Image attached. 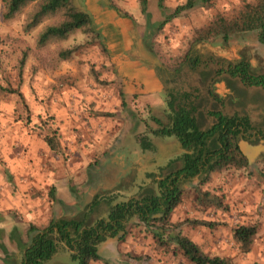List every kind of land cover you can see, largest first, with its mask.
<instances>
[{
    "label": "rangeland",
    "instance_id": "374dc122",
    "mask_svg": "<svg viewBox=\"0 0 264 264\" xmlns=\"http://www.w3.org/2000/svg\"><path fill=\"white\" fill-rule=\"evenodd\" d=\"M74 1L76 6L94 18L97 29L104 36L105 41L102 42L107 51L100 40L95 39L94 45L89 43L91 38L82 30L74 34L84 35L81 43L66 47L64 42L67 40L58 41L39 50L36 48V37L40 29L25 34V16L5 23L1 16L0 0V84L5 88L18 89L22 94L20 98L0 91V187L10 179L14 166H20L11 158L22 153L29 155L24 163L27 164L25 169H30V164H34L35 160L28 158L32 157L34 150L41 161H35L36 165L32 166L54 169L59 180L65 179L56 197L71 203L74 201V191L80 189L79 182L86 184L81 177L86 179L88 172L85 164L88 161L92 165H101V160L106 157L105 149L109 148L111 142L117 146L116 139L120 137L128 142L124 139L119 142H126L129 148H133L132 144L135 143L130 142L127 130L129 122H136L139 126L141 123L147 126V132L138 136L146 135L151 141L157 138L164 143H172L157 151L146 150L139 154L135 151L127 153L121 146V149L117 147L113 152L112 160L120 165L118 168H122V173L130 171L129 166H133L137 172L136 183H141L143 179L145 182L146 177L149 181L143 182L139 188L134 185L131 191H122L115 197L117 199L113 205L140 196L148 187L156 186V180L161 182L172 171L183 166L180 160L183 149L178 139L151 133L152 128H159L156 120L169 123V89L193 93L199 87L197 105L203 128H210L215 123L211 115L214 111L228 116H247L252 129L245 139H240V151L243 154L244 142L260 150L250 157L243 154L248 162L244 166L228 167L211 174L207 180L205 176L181 178L178 182L182 190L181 202L165 224L155 222L147 226L133 219L128 225L126 239L108 238L101 243L98 246L101 260L91 264H192L182 253L174 251L173 246L159 245L154 237L157 231L165 232L166 237L168 233H180L198 244L207 255L230 259L234 264H264V90L232 79L239 90L236 94L241 97L237 104L229 97L221 99L215 88V84L228 77L219 70L226 65L228 60L223 56L231 47L237 49L236 60L244 58L255 74H264V45L259 42L257 31L234 37L228 43L217 39L193 44L195 30L209 25L216 15L234 19L245 5L258 0H214L210 8L198 7L185 11L154 37L150 48L145 44L148 30L153 31L157 23L164 21L187 0H163L164 9L160 8L161 0H147L151 22L154 23L151 26L143 14L140 0ZM121 31L125 32V37ZM125 43L129 44L127 52L123 48ZM75 47L79 49L71 60L59 61L56 58L60 49ZM25 50L29 51V59L21 77L19 62ZM188 53L191 54L190 58H202L204 64L196 71L185 64L176 73L174 69ZM149 72L154 74L155 81H159L163 88L154 91L158 95L156 103L143 105L141 95L153 92L148 91L145 83ZM210 90L215 94L214 98L209 95ZM123 102L126 104L123 105ZM53 133L57 134L60 142L58 153L52 151L43 140L44 136ZM150 157V165L143 163L144 158ZM154 157L157 162L152 161ZM171 160L175 163L168 168ZM147 172L155 173L156 180L144 177ZM12 180H15L13 175ZM93 180L97 181L95 178ZM10 183L13 185L11 180ZM30 191L34 199L40 200V205L48 206L45 203L48 193ZM205 193L218 196L223 207L217 209L207 202L203 204L201 200ZM110 197L113 195L103 198L108 200ZM108 203L100 201L94 207V214H98L99 219L108 217L111 209V206L107 209ZM39 210L37 217L44 223ZM13 212L21 215L18 211ZM91 216L88 214V219ZM19 217L23 219V216ZM193 222H205L207 225ZM255 225L259 231L252 249L244 252L234 240V230L239 226ZM62 246L54 257L61 258L66 264H78ZM8 260L12 261V258Z\"/></svg>",
    "mask_w": 264,
    "mask_h": 264
},
{
    "label": "trees",
    "instance_id": "16d2710c",
    "mask_svg": "<svg viewBox=\"0 0 264 264\" xmlns=\"http://www.w3.org/2000/svg\"><path fill=\"white\" fill-rule=\"evenodd\" d=\"M143 14L147 18L149 26L151 14L148 12L147 0H140ZM163 0L160 8L164 9ZM214 0H187L185 4L178 6L164 21L157 23L154 30H148L145 36L147 47L152 46V41L164 27L180 17L185 11L198 7L210 8ZM1 16L5 23L11 22L21 16L24 17L23 31L30 34L38 29L36 48L43 49L53 42L66 41L77 31H84L91 38L94 45L95 39L105 41L101 31L95 25L92 15L76 6L74 0H1ZM126 17H129L128 15ZM148 26V27H149ZM258 32V40L264 45V0H258L254 4H247L234 19H229L218 14L213 21L195 30L193 44L210 42L221 39L224 43L244 33ZM102 47H107L102 42ZM79 47L60 49L56 58L59 61L71 60ZM29 51L25 50L19 62V74L22 77L29 59ZM188 53L185 59L174 69L176 73L181 71L183 65H190L193 71L204 64L202 58L195 56L190 58ZM220 73V72H219ZM223 73V72H221ZM234 75L241 73L243 84L252 87H260L264 90V74L257 75L253 72L248 62H244V68L232 72ZM205 73H203L204 75ZM0 91L15 94L22 98L18 89L5 88L0 84ZM196 93L195 97L193 96ZM200 89L195 92L169 89L167 107L169 123L164 124L156 120L159 128L151 129L155 136H174L178 139L184 153L180 160L183 163L181 169L172 171L160 182L156 180V174H148L149 178L156 180V186L148 187L140 196L133 197L126 202L112 205L107 218L98 220L95 224H89L87 213L79 219H52L45 228L31 225L28 230L31 243L24 249L22 264H45L59 251L63 244L72 253V259L78 264H91L101 260L98 246L108 238H118L124 241L128 235V225L133 219H137L145 225L155 222L166 223L180 204L182 190L179 180L193 179L205 176L209 179L215 172L236 166L247 164L246 157L239 147L240 139H245L251 133L249 117L228 116L220 111L211 112L215 123L204 129L200 120L197 105ZM209 95L215 97L210 90ZM126 103L123 102V105ZM143 150H154L152 141L146 135L138 136ZM43 140L54 152L60 151V142L56 133L46 135ZM175 162H170L168 168H172ZM162 168L161 170H163ZM114 197L108 198L112 204ZM204 204L223 207V202L218 196L209 193L204 194L201 200ZM90 210H93V206ZM207 225L205 222H193ZM258 226H239L234 230V240L244 252H250L254 239L258 234ZM155 239L161 246H173V250L180 252L192 264H234L230 259L219 256H209L202 248L188 237L178 233L165 236V232H155Z\"/></svg>",
    "mask_w": 264,
    "mask_h": 264
},
{
    "label": "crops",
    "instance_id": "0c3cea01",
    "mask_svg": "<svg viewBox=\"0 0 264 264\" xmlns=\"http://www.w3.org/2000/svg\"><path fill=\"white\" fill-rule=\"evenodd\" d=\"M124 31L126 32V30ZM124 31L121 32L125 37ZM123 48L124 51L127 52V50L129 49V44H123ZM223 57L228 61H238L236 60L237 49L235 47L229 48L224 53ZM153 75L154 74H152L151 72H149L147 75V82L145 81L146 87H148L149 92L150 90H152L153 92L148 95H145V93L141 95L140 98L143 105H153L154 103H156L158 101V95L154 91H161L163 88L159 81H155ZM232 79L233 78H230L228 76L225 80H222V82L215 84L216 92L219 94V97L221 99L229 97L232 98L234 102L239 104L241 101V97L236 94L239 90L233 84L234 82H236V79ZM146 132L147 126H143V123H141V126H139V124L136 122H129L127 135L131 140L130 142L135 143L132 144L133 148H129V145H127L128 143H126L128 142L127 139L120 137L119 139H116L118 141L117 146H115V142H111L109 148L105 149L104 153H106V157L105 159L101 160V165H92L90 164V161H88L87 164H85L87 167L86 172H88V174L85 175L86 179H84V177H81V180H85L86 184H83L82 181L81 183L79 182L80 189H76L74 191V201L71 203H66L62 200L57 199L56 193L59 186L63 185L65 179L59 180V178H57L54 174V169H38L36 166H32L33 163L30 164V169H25L27 164H25L24 162L26 161L27 157H29V155L24 156L23 153L18 154L17 157L11 158V161L15 159L17 164L20 166H14V169L11 172L10 179L4 182L3 186L0 187V264H22L24 249L32 241L31 236H29L28 234V230L31 225L37 226L39 228H45L50 224L52 219H79L86 213V216H88V214L93 215L89 219L87 217V220L89 224H94L98 220H100L99 215L94 214V211L90 210V206L94 204L95 201L97 203H99L100 201H104L106 203L108 202V200H106V198H103L104 196L113 195V197L115 198L118 197L119 193L122 194V191H131L134 185H137L136 187L139 188L144 183H148L149 181L147 180L148 178L146 176H148V174H150L151 172H147L145 174V182L143 179L141 183H136L135 176H137V172L133 169V166H129L130 171H124L122 173V168H118L120 165L112 160L113 152L117 147H119L120 149L121 147H124L127 150V153H132L135 151L139 154L140 151L145 152V150L142 149L137 136L138 134H144ZM121 139H124L126 142H119ZM36 143L37 142H35V144ZM152 143L156 151L161 149L162 147H168L172 145V143H164L162 139L157 140V138H153ZM182 152L184 153V151ZM31 155L32 157L28 158L29 160L34 159L36 162L41 161V158L38 155L35 156L36 154L34 150L31 152ZM107 158H109L110 160ZM140 159H142V156H140ZM35 161L34 164L36 165ZM152 161L157 162V160H155V157ZM150 162L151 157L144 158L143 160V163L149 165ZM169 163L170 162H168V164ZM157 168L162 169V167ZM12 175L15 178L14 181L12 180ZM21 177H23L24 179L21 180ZM65 178L67 180L66 175ZM92 178L97 179V181H92ZM10 180L13 182V185H11ZM30 190H35V193L38 190L42 191L44 194L48 193L45 196L48 199V201L45 202L48 206L45 207L44 204L40 205L38 202L40 200L37 198L34 199L33 195L30 193ZM75 199H77V202H75ZM97 203L93 207H96ZM113 203L111 205H109L108 203L107 209L110 206L112 207ZM38 209H40L39 214L43 216V219H45L44 223H41L40 219L37 217ZM13 211H18L21 214L19 216H23V219L14 214ZM62 249L65 251L67 248L64 245L62 246ZM10 257L12 258V261L8 260V258ZM45 264L66 263L59 257H53Z\"/></svg>",
    "mask_w": 264,
    "mask_h": 264
},
{
    "label": "flooded vegetation",
    "instance_id": "af4514ba",
    "mask_svg": "<svg viewBox=\"0 0 264 264\" xmlns=\"http://www.w3.org/2000/svg\"><path fill=\"white\" fill-rule=\"evenodd\" d=\"M244 58L234 62V61H226V65L222 66L219 71L225 73L227 76L232 77L233 79H239L240 82L243 83V79L241 77V73H238V75H234L232 72L236 71V69H243L244 68ZM248 62V61H246ZM247 86V85H246ZM257 136V135H254Z\"/></svg>",
    "mask_w": 264,
    "mask_h": 264
},
{
    "label": "clouds",
    "instance_id": "9594fccd",
    "mask_svg": "<svg viewBox=\"0 0 264 264\" xmlns=\"http://www.w3.org/2000/svg\"><path fill=\"white\" fill-rule=\"evenodd\" d=\"M85 39L84 35L77 33L74 36H71L69 38V40H67L66 42H64V46H69L72 45L73 43H81L83 40Z\"/></svg>",
    "mask_w": 264,
    "mask_h": 264
},
{
    "label": "water",
    "instance_id": "95a60500",
    "mask_svg": "<svg viewBox=\"0 0 264 264\" xmlns=\"http://www.w3.org/2000/svg\"><path fill=\"white\" fill-rule=\"evenodd\" d=\"M243 146H244L243 154H245V156L247 157H250L251 155L253 156L258 150H260L258 147H249L246 142L243 143ZM250 150L253 152L250 153Z\"/></svg>",
    "mask_w": 264,
    "mask_h": 264
}]
</instances>
